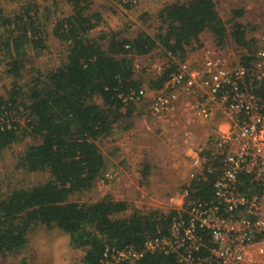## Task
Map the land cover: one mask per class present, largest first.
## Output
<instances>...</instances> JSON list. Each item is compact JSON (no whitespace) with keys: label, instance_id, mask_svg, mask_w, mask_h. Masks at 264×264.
<instances>
[{"label":"trees","instance_id":"obj_1","mask_svg":"<svg viewBox=\"0 0 264 264\" xmlns=\"http://www.w3.org/2000/svg\"><path fill=\"white\" fill-rule=\"evenodd\" d=\"M64 1L72 13L56 21L53 33L67 46L66 57L56 68L26 83L21 82L22 74L33 58L28 48L35 56L49 49L39 5L26 0L13 16L5 14L0 5V69L8 66L7 73L14 78L12 86L4 94L0 92V154L31 137L34 141L17 157V167L49 175L43 183L0 194V255L23 250L35 228L58 227L67 233L70 246L85 251L81 264H104L113 250H143L148 239L169 233L176 214L135 210L123 217L128 202L116 200L112 194L95 202L74 197L90 191L104 177L108 164L98 143L110 137L116 125L127 119L125 129L132 124L129 120L136 116L137 105L129 96L145 84L160 89L174 70L172 66L146 81L136 77L135 58L159 48L162 54L185 59L188 49L206 32L219 46L232 38L247 50L245 54L255 51L256 40H249L245 25L236 20L243 11H233L228 27L215 0L165 4L157 14L160 24L155 37L144 31L135 38L112 32L99 39L90 36L102 20L99 13L90 11V0ZM117 1L130 8L136 0ZM149 170L147 165L144 178ZM204 174L193 180L190 194L208 201L218 173ZM241 189L251 191L247 184ZM203 237L209 246V233L204 232ZM20 264L29 263L24 258ZM134 264L182 263L176 254L147 251Z\"/></svg>","mask_w":264,"mask_h":264},{"label":"rangeland","instance_id":"obj_2","mask_svg":"<svg viewBox=\"0 0 264 264\" xmlns=\"http://www.w3.org/2000/svg\"><path fill=\"white\" fill-rule=\"evenodd\" d=\"M33 1L39 5L38 16L44 23L49 49L40 53V56H35L28 48L27 52L33 58L27 60L22 83L56 68L67 54V46L59 41L53 30L58 19L72 13V7L64 0ZM175 1L186 0H136L130 8L117 0H90V11L99 13L102 18L90 36L99 39L101 34L121 32L122 37L135 38L144 31L155 37L160 24L157 18L160 8ZM215 1L228 27L232 24L233 11H243L236 20L245 25L248 39L256 40L253 45L255 48L259 44L258 38L264 34V0ZM25 2L26 0H1L0 5L5 14L13 16ZM102 44L104 47L108 45L106 40ZM204 46L220 49L222 54H229L228 58L231 59L234 54H240L232 38L219 46L213 35L206 32L202 34L199 43L188 49L185 59L201 61ZM182 59L174 56L176 61ZM165 60L169 61L159 48L146 56H138L134 60L136 77L146 81L153 79L156 75L154 71H148V67ZM8 68L5 65L0 69V92L3 94L12 86L14 79L7 73ZM144 87L147 96L136 104V116L129 120L132 122L130 127L125 129L127 119L125 123L115 126L110 137L98 143L108 164L104 177L90 191L74 196L76 200L95 202L112 194L114 199L128 202L129 208L123 213V217L135 210L168 213L174 204L173 195L189 181V149L205 140L208 123L184 109L188 100H195L188 95L182 96L176 113L165 117L154 115L150 110V102L156 91L147 88L146 84ZM24 118L21 119L23 123ZM33 141L31 137H26L0 154V194H6L15 188L32 187L48 179L47 173H31L17 167V157ZM147 165L150 168L149 176L144 178ZM84 255L83 249L70 246L69 237L64 230L41 226L31 232L30 242L23 250L6 256L0 255V264H20L24 258L29 264H81Z\"/></svg>","mask_w":264,"mask_h":264},{"label":"built area","instance_id":"obj_3","mask_svg":"<svg viewBox=\"0 0 264 264\" xmlns=\"http://www.w3.org/2000/svg\"><path fill=\"white\" fill-rule=\"evenodd\" d=\"M258 39L254 52L237 46L240 54L232 59L204 46L201 61H176L169 53V61L148 67L157 76L174 66L154 90L151 112L174 114L182 96L194 97L184 109L208 123L207 136L189 149V181L173 195L169 233L148 239L143 250H113L104 264L135 263L147 251L176 254L182 264H264V34ZM146 96L142 87L129 100L137 104ZM205 171L218 173L208 201L190 194L191 183ZM245 184L249 193L241 189Z\"/></svg>","mask_w":264,"mask_h":264}]
</instances>
